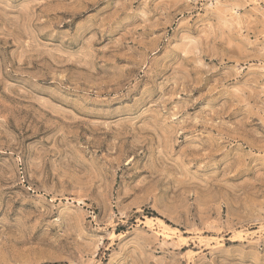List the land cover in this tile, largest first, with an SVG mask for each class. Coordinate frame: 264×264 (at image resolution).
I'll return each instance as SVG.
<instances>
[{"label":"rangeland","instance_id":"374dc122","mask_svg":"<svg viewBox=\"0 0 264 264\" xmlns=\"http://www.w3.org/2000/svg\"><path fill=\"white\" fill-rule=\"evenodd\" d=\"M0 264H264V0H0Z\"/></svg>","mask_w":264,"mask_h":264}]
</instances>
